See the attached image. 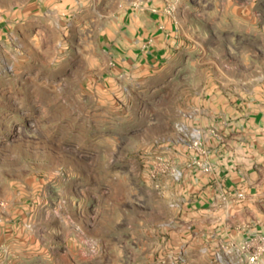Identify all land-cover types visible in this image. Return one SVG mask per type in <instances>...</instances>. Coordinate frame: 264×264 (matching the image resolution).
Wrapping results in <instances>:
<instances>
[{
  "label": "rangeland",
  "instance_id": "obj_1",
  "mask_svg": "<svg viewBox=\"0 0 264 264\" xmlns=\"http://www.w3.org/2000/svg\"><path fill=\"white\" fill-rule=\"evenodd\" d=\"M92 4L0 0V210L20 216L0 226L30 232L0 264H264L262 195L253 213L184 212L179 167L180 148L204 150L191 114L217 93L264 97V0H174L148 66L123 63L134 26Z\"/></svg>",
  "mask_w": 264,
  "mask_h": 264
},
{
  "label": "crops",
  "instance_id": "obj_2",
  "mask_svg": "<svg viewBox=\"0 0 264 264\" xmlns=\"http://www.w3.org/2000/svg\"><path fill=\"white\" fill-rule=\"evenodd\" d=\"M121 1L92 0V8L99 9L97 17L101 21L113 16V22L122 27L134 26L127 30L133 31L136 48L132 50L130 46L117 44L121 53L119 55L128 57L123 63L136 57H152L142 64L148 66L153 58L167 52L169 26L176 17L168 14L166 8L173 5L174 0ZM111 3H114V11L109 10ZM122 10L125 13L121 14ZM120 16L121 20L117 21ZM123 40L127 41V38L123 37ZM121 63V60L117 62L118 65ZM241 85L243 88L249 87V84ZM236 99L228 94L217 93L209 101L211 106L199 108L198 112L189 116L187 130L198 129L202 132L204 150L199 151L197 156L187 146L179 150V167L184 170V184L188 188L184 198H181L184 212L197 211L200 215H220L225 212L227 216L244 210L253 213L257 210L253 203L260 194L264 201V97L256 98L251 93L241 100ZM196 159L210 164L211 172L199 174L194 171L190 163ZM240 188L247 191V196L242 204H237ZM15 217L20 216L15 212L0 210V218ZM26 228L20 223L15 228L9 224L1 225L0 245H21L24 239L30 238V232L24 231Z\"/></svg>",
  "mask_w": 264,
  "mask_h": 264
},
{
  "label": "built area",
  "instance_id": "obj_3",
  "mask_svg": "<svg viewBox=\"0 0 264 264\" xmlns=\"http://www.w3.org/2000/svg\"><path fill=\"white\" fill-rule=\"evenodd\" d=\"M259 254L254 253L248 258V263L249 264H259Z\"/></svg>",
  "mask_w": 264,
  "mask_h": 264
}]
</instances>
